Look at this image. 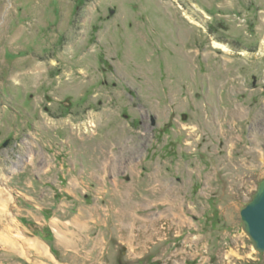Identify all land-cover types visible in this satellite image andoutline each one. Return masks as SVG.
<instances>
[{
  "label": "rangeland",
  "instance_id": "obj_1",
  "mask_svg": "<svg viewBox=\"0 0 264 264\" xmlns=\"http://www.w3.org/2000/svg\"><path fill=\"white\" fill-rule=\"evenodd\" d=\"M263 178L264 0H0V264H264Z\"/></svg>",
  "mask_w": 264,
  "mask_h": 264
},
{
  "label": "water",
  "instance_id": "obj_2",
  "mask_svg": "<svg viewBox=\"0 0 264 264\" xmlns=\"http://www.w3.org/2000/svg\"><path fill=\"white\" fill-rule=\"evenodd\" d=\"M113 10L110 11L113 14ZM242 231L259 253H264V178L239 211Z\"/></svg>",
  "mask_w": 264,
  "mask_h": 264
},
{
  "label": "bare ground",
  "instance_id": "obj_3",
  "mask_svg": "<svg viewBox=\"0 0 264 264\" xmlns=\"http://www.w3.org/2000/svg\"><path fill=\"white\" fill-rule=\"evenodd\" d=\"M12 245H13V243H12Z\"/></svg>",
  "mask_w": 264,
  "mask_h": 264
}]
</instances>
